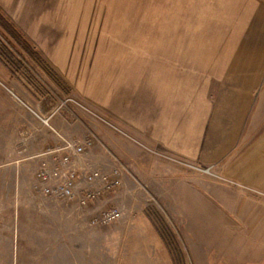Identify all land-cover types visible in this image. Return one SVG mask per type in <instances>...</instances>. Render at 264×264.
Instances as JSON below:
<instances>
[{
    "label": "rangeland",
    "instance_id": "1",
    "mask_svg": "<svg viewBox=\"0 0 264 264\" xmlns=\"http://www.w3.org/2000/svg\"><path fill=\"white\" fill-rule=\"evenodd\" d=\"M0 18L19 31L0 25V264H264V0H0ZM43 110L77 120L56 146L93 138L80 177L118 182L87 210L36 193L44 156L9 147ZM65 206L76 235L37 212ZM105 208L122 214L89 225Z\"/></svg>",
    "mask_w": 264,
    "mask_h": 264
},
{
    "label": "built area",
    "instance_id": "2",
    "mask_svg": "<svg viewBox=\"0 0 264 264\" xmlns=\"http://www.w3.org/2000/svg\"><path fill=\"white\" fill-rule=\"evenodd\" d=\"M6 90L15 98L14 93L6 88ZM94 116H97L102 122L113 127L106 119L96 115L94 112H87ZM58 137H61L60 133L49 124V117H42L37 115ZM61 146H55L49 148L40 155L44 156V159L40 162L39 168L36 173L35 181L33 184V190L36 193L45 195L54 199L67 200L71 202H77L79 206H86L92 200H95L104 190H108L118 182L111 180L108 176L103 175L97 170L90 171L83 176H79L74 166H72V160L74 157L79 156L87 149L93 146L94 140L91 136L79 138L75 140L63 139ZM67 150L66 153L59 154L60 150ZM151 151V148H150ZM49 157L50 159L46 158ZM52 160V161H51ZM49 162H56L54 166H50ZM114 173L116 171L114 170ZM85 181L86 184H82ZM101 182L104 189H100L94 185V182ZM122 212L115 208H105L98 215L92 216L89 219V225H106L116 221Z\"/></svg>",
    "mask_w": 264,
    "mask_h": 264
},
{
    "label": "crops",
    "instance_id": "3",
    "mask_svg": "<svg viewBox=\"0 0 264 264\" xmlns=\"http://www.w3.org/2000/svg\"><path fill=\"white\" fill-rule=\"evenodd\" d=\"M4 65L7 66V64L4 62ZM8 67V66H7ZM5 69V68H4ZM5 79V78H3ZM6 80V79H5ZM262 90L264 91V83H262ZM31 91L33 92V94L36 96L37 99L39 98V92H35L31 89ZM44 97V96H42ZM28 114L27 118L29 117V119H27L26 121H20V125L19 126H25V130L24 132H20L21 136L22 133L24 134L23 137V142L16 140V144L15 145H11L9 147H13V148H18L20 150H28L29 148H38V150H40L39 153V159H40V154L42 152H44V150L52 148L56 145L59 144V139L57 137V135L51 132V130L46 126H40V121L37 124L40 129L38 127H35L36 125H34L33 122L36 123V119H38L39 116L45 117L47 115H50V121H51V125L53 126V128H55L58 132L61 131L62 128L67 127H72V125L77 123V120H75L73 118V116L71 115V112H26ZM40 119V118H39ZM38 119V120H39ZM19 123V122H18ZM81 124V122H80ZM18 126V127H19ZM84 126V125H83ZM84 127L87 128V126L85 125ZM22 128V127H21ZM56 135V136H55ZM14 143L15 139L11 140L10 143ZM264 148V134H262L258 140H256L255 142V146L254 148H258V147ZM37 153V155H38ZM28 158V156H22L19 157L17 159H15L14 162L18 163L21 162L23 160H26ZM98 200V199H97ZM97 200L91 201L92 203L96 202ZM90 202V203H91ZM86 207L87 210V206H83ZM40 213H43L44 215H48L49 213H57V219L59 221V224L64 225L65 227H67L69 229V232L72 234L77 233V231L81 232L83 229V224L84 221H77V217H81V214L77 213V210H75L72 206H65V207H43L42 210L37 211ZM84 211L82 210L80 213H83ZM78 214V216H77ZM86 217V215H83ZM46 218V216H45ZM90 218V217H89ZM89 224V223H88ZM87 227V226H86ZM72 229V230H70ZM85 230H91V228H86ZM69 233V234H70Z\"/></svg>",
    "mask_w": 264,
    "mask_h": 264
},
{
    "label": "trees",
    "instance_id": "4",
    "mask_svg": "<svg viewBox=\"0 0 264 264\" xmlns=\"http://www.w3.org/2000/svg\"><path fill=\"white\" fill-rule=\"evenodd\" d=\"M0 25L3 28H5L6 30H10L11 32L17 33V31H18L17 28L11 22L6 23V21L2 18H0ZM18 33H19V31H18Z\"/></svg>",
    "mask_w": 264,
    "mask_h": 264
}]
</instances>
